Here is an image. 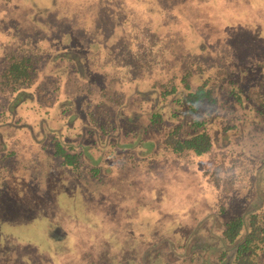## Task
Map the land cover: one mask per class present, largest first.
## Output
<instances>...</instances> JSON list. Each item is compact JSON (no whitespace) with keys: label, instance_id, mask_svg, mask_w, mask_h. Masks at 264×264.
<instances>
[{"label":"rangeland","instance_id":"374dc122","mask_svg":"<svg viewBox=\"0 0 264 264\" xmlns=\"http://www.w3.org/2000/svg\"><path fill=\"white\" fill-rule=\"evenodd\" d=\"M124 2L131 6L129 0ZM134 2H139L132 5L136 15L142 14L144 2L148 17L154 18L157 12L168 16L161 17V26L169 34L168 52L163 58L168 71L180 63L184 49L197 51L198 45L203 44L205 52H194L188 62L237 73L231 81L239 82L236 87L240 88L244 104L239 120L227 131V150L215 144L208 156L191 157L189 161L166 153L147 156L138 163L136 158L123 170L116 167L103 174L102 183H97L71 178L60 170L56 174L37 173V166L46 165L40 158L48 150L46 145L26 144L19 151L8 145L6 152L14 155L2 167L15 171L19 175L15 178L23 179L16 183L7 180V186L0 190V264H224L234 252L233 244L221 236L224 222L236 215L245 219L249 209L264 199V118L255 107L258 94L264 93V0ZM108 4L105 0H0V34L4 33V41L16 40L14 33L18 28L22 45L46 49L56 62L67 49L80 53L83 47L77 42L69 44L70 38L87 39L80 25L88 18L96 22L94 17H107L102 10L104 6L108 9ZM46 19L50 20L47 25ZM210 31L214 32L213 37ZM181 32L187 42L177 39ZM6 45L0 41L1 47ZM60 49L61 54L56 56L55 51ZM119 50L123 48L118 47ZM75 56L76 60L68 59V66L73 69L79 63L80 67L83 65V59ZM58 64L61 85H69L67 94L72 90L68 80L72 71L64 67V61ZM183 65L184 62L180 67ZM217 74L216 93L227 98L228 109L233 108L232 97L223 84L231 76ZM121 75L125 79V72ZM95 79L100 81L97 76ZM63 94L64 91L50 94L51 98L58 97L61 107L65 103ZM126 94L137 100L142 96L132 89ZM134 101L130 98L118 112L135 117ZM4 103L0 94V107ZM74 103L71 111L80 114L79 102ZM145 106L149 108L146 103ZM60 111L52 112L54 120L46 122V127L26 131L20 137L28 143L39 137L49 141L53 135H62L66 140L79 134L80 129L66 127L65 120L59 119ZM79 116L78 123L82 122ZM140 123L146 124L144 114L137 120ZM142 127L131 131L150 140L161 138L159 130L151 128L154 131L142 133ZM11 132H6L5 141L16 137ZM216 136L214 133V140ZM214 164L219 186L209 170ZM242 236L240 233L235 243ZM224 249L227 253L223 255Z\"/></svg>","mask_w":264,"mask_h":264},{"label":"trees","instance_id":"16d2710c","mask_svg":"<svg viewBox=\"0 0 264 264\" xmlns=\"http://www.w3.org/2000/svg\"><path fill=\"white\" fill-rule=\"evenodd\" d=\"M106 1H109V8L104 6L102 14L107 17H94L96 22L88 18L80 25L87 39L70 38L69 44L77 42L83 47L80 53L67 49L56 62L46 49L22 45L18 40V28L14 33L16 40L4 41V33L0 34V41L8 43L0 46V94L5 101L0 107V190L7 186V180L11 183L23 179L15 178L19 176L15 171L2 167L14 155L6 152L8 145L17 151L26 144L28 147L46 145L48 150L40 155L46 165L37 166V173L56 174L60 170L71 178L97 183H102L103 174H109L116 167L123 170L136 158L135 163H138L147 156L166 153L189 161L191 157L208 156L215 144L227 150V131L239 120L244 104L240 88L236 87L239 82L231 81L237 73L225 72V68L210 70L205 66L202 68L196 61L188 62L194 52H205L203 44L198 45L197 51L182 48L185 51L180 52V63L168 71L163 58L168 52L169 34L161 26L164 22L161 17L168 16L157 12L156 18L148 17L149 10L144 2H141L142 14L136 15L132 5H139V2L129 0L131 6L127 7L124 0ZM2 20L0 18V25ZM49 22L46 19L45 25ZM104 26L107 31L102 29ZM213 33L210 31L209 35L213 37ZM186 37L181 32L177 39L186 41ZM118 47L123 51H118ZM55 52L59 56L62 49ZM75 55L83 59L84 66L80 67V63L76 69L68 66L71 64L68 59L76 60ZM86 55L87 58H83ZM92 55L95 57L90 58ZM59 61H64V67L72 71L68 78L72 90L67 94L65 91L69 85L64 86L66 82L61 85ZM182 62L184 65L180 67ZM122 71L126 74L125 79ZM220 72H224L223 77L231 76L226 83L223 82L234 104L230 109L226 105L227 98L216 93L218 74L215 73ZM96 76L100 78L99 82ZM131 89L134 94L142 96L137 100L134 95L132 98L131 94H126ZM63 91L65 103L61 107L58 97L51 98L50 94ZM48 95L50 98H46ZM130 98L136 103L135 117L118 112ZM258 100L255 107L259 116L264 118V93L258 94ZM74 101L79 102L80 114L71 111ZM68 104L71 107L65 109ZM59 109V119L65 120L66 127L80 129L79 134L74 133L66 140L62 135H53L49 141L39 137L28 143L20 137L26 131L46 127L54 120L52 112ZM78 114L82 118L79 123L76 122ZM142 114L146 124H137ZM136 126H143L142 133L157 129L161 138L157 141L151 137L150 140L140 133H133L131 130ZM8 130L16 133V137L5 141ZM214 133L216 140L213 139ZM213 166L209 170L214 176L213 182L219 186L217 165ZM99 174H102L101 178ZM240 233L242 239L235 243ZM221 236L234 246L232 258L224 264H264V199L256 208L249 209L245 219L236 215L224 222ZM222 253L226 254L227 250Z\"/></svg>","mask_w":264,"mask_h":264}]
</instances>
